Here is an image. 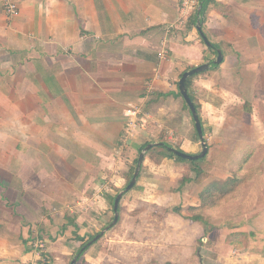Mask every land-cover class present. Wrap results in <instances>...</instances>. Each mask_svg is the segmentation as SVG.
Here are the masks:
<instances>
[{
  "label": "crops",
  "instance_id": "1",
  "mask_svg": "<svg viewBox=\"0 0 264 264\" xmlns=\"http://www.w3.org/2000/svg\"><path fill=\"white\" fill-rule=\"evenodd\" d=\"M15 1L11 17L0 0V264L34 260L33 233L47 239L51 264H67L111 219V197L124 187L143 143L163 134L184 152H200L178 80L217 53L191 23L197 0L182 23L181 0ZM217 2L201 26L222 59L186 86L207 143L201 165L211 173L197 191L231 175L227 155L237 146L264 148V0ZM149 151L135 186L120 199L112 232L77 264L153 260L165 242L151 239V218L145 227L139 217L151 215L155 203L198 202L192 188L170 190L189 163L160 147ZM257 200L264 202V192ZM114 246L122 258L112 254ZM145 246L152 254L143 253Z\"/></svg>",
  "mask_w": 264,
  "mask_h": 264
},
{
  "label": "rangeland",
  "instance_id": "2",
  "mask_svg": "<svg viewBox=\"0 0 264 264\" xmlns=\"http://www.w3.org/2000/svg\"><path fill=\"white\" fill-rule=\"evenodd\" d=\"M261 154H264L263 146L261 150H257L254 159H259ZM203 163L204 161L198 162L200 165ZM259 165L261 173L259 172L253 177H257L256 181H254L253 184L246 183L241 194H238L234 197L235 199L232 200L238 208L235 209L232 207L234 222H245L238 227L232 229L226 226L221 228L211 227L208 234H203V228L197 222L190 221L187 217L170 211V207L173 205H167L168 211L165 212V207H163L165 205L160 203L153 204L149 209L153 210V213L151 215L145 214L143 221H141L139 217V221L140 224L144 223L145 227H149L150 221L149 223L146 221L148 217L151 218L152 223L154 222V226L152 227L153 230H151L150 233L151 239L158 242H165V245L157 248L153 253L154 255H152L154 258L153 260L147 263L143 262L142 264H157L164 261L179 263L178 260H184L185 258L188 260V256H190L189 261H185L187 264H264V239L251 238L248 246L241 248H233L224 240L225 234L231 230L258 229L259 231L261 230L259 233L260 236L263 233L262 231H264V215H258V211L262 210L264 202L263 200H257V196L264 192V159L260 161ZM202 167L205 168L207 166ZM187 181V183L185 182L180 186V189L183 190L186 187L188 189L192 188L194 194L198 193V188L195 186L197 183L195 184L193 181ZM201 183H203V181ZM250 205L251 207H249ZM147 210L148 207L145 208V212H147ZM168 213L174 214L169 217L170 214ZM230 214L229 211H226V216H228V218ZM221 222H223V219L217 216L212 223L220 224ZM113 228L114 227L109 230L107 229V233H111ZM95 232L98 231H93V233ZM89 235H91V233H89ZM139 235L142 236V234H137L136 236ZM144 235H146V232H144ZM104 237L105 232L100 238L103 239ZM44 240L47 242L46 238ZM193 246L194 250L192 248ZM145 247L146 248H141L142 250L144 249L143 253H146V255L147 253L152 254L151 250L153 247ZM46 248L47 246L45 250ZM118 249L119 248L114 246L112 250L115 251V253L112 254L117 253V255H119L118 257L122 258ZM128 251L135 252L133 249H129ZM134 254L135 253H133V255Z\"/></svg>",
  "mask_w": 264,
  "mask_h": 264
},
{
  "label": "trees",
  "instance_id": "3",
  "mask_svg": "<svg viewBox=\"0 0 264 264\" xmlns=\"http://www.w3.org/2000/svg\"><path fill=\"white\" fill-rule=\"evenodd\" d=\"M209 4L217 5L218 2H217V0H197V7L199 6L200 9L197 10V8H196L194 10L193 16L191 18L192 24H195L197 22V20H200L201 23L204 21L205 12H206ZM201 40H202V38H201ZM211 43H212V46L207 47V48L209 50L213 51L214 54H216L215 48L218 45L213 43V42H211ZM210 61H212V60H210ZM196 74L197 73H194V74L187 77L186 86L188 85L189 80ZM190 97H191L192 101L194 102V105L197 109V112L199 113V105H198L197 101L193 98V96L190 95ZM184 104L189 109V107L185 101H184ZM157 139H158V141L163 142V144L162 145H156V147L162 148V152L164 154H166L170 157H174L178 161H186L189 163V166H188L189 172H186L185 174H183L177 180L178 186L172 187L170 190H179L180 186L183 185L185 182H187V180L193 181L195 183H201L207 177L211 176V173L207 169L203 168L200 164H198L199 161H204L206 159L207 152L201 158L186 159V158H183L181 156L174 154L173 152H171L167 149L168 146H172V147L180 150V148L178 146L169 142L164 137L163 134H159ZM146 143H148V142L143 143L142 147ZM152 149H153V147H151L149 150H152ZM149 150H147L145 152L144 157H145V155H148V154L150 155ZM257 150H261V146L259 144H257V145L252 144L251 147L247 146V148H240L237 146L231 154L227 155V157L229 158V165L227 166L226 169L229 171V173H231V175H229L225 179L212 178V179L208 180L205 184H203L202 188L199 190V192L197 194L198 202L196 204H189L188 203V204L184 205L183 202L182 203L180 202L176 205L171 206L170 211L181 214L182 216L187 217L190 221L197 222L203 228V234H208L210 232L209 229L211 227L221 228L223 226H226V227L232 229V228H235V227H238V226L244 224L245 222L244 223L243 222H239V223L234 222V217H233L234 213H233L232 207H234L235 209H238V208H237V206H235V204L232 202V200L235 199L234 197H236L238 194H241V191L245 187L246 183L249 184L250 181L252 180V178L260 172V165L259 164H260V161L263 160V156L261 154L259 159H257V160L254 159ZM212 159L213 158H210L209 161L207 160L208 163L211 162ZM136 160H137V158H135V160H134V164L131 167V171L127 177V181L125 182L124 186L127 184V182L129 181V179L132 175ZM134 186H135V184L133 185V187ZM118 191H119V189L116 190V193L111 197V204L113 203V199H114V197ZM118 210L120 213V203H119ZM166 211H168L167 207H165V212ZM226 211H229V213H231L229 218H228V216H226ZM217 216L221 217V219H223V222H221L220 224L212 223V222H214V218ZM112 217H113V211H112ZM112 217H111V219H112ZM110 220L108 222H106L104 224V226L106 224H108L110 222ZM118 220H119V217H118ZM118 220L116 221V223L118 222ZM249 221H251V220H249ZM115 224H113L110 228H108V230L111 229L112 227H114ZM260 231L258 229L255 230L253 228H250L247 230H231L225 234L224 240L227 243H229V245H231L233 248L246 247V246H248V243H249L251 238L264 239V234H263L264 231H262L263 233L261 236L259 235ZM96 233L97 232L89 235L86 239H84L82 241V243L80 244V246L78 247V249L76 250V252L83 245H85L86 242L89 239H91ZM33 235H34V233H33ZM33 235H32V237H33ZM102 236H103V234L100 237H102ZM100 237L97 238L96 240H94L90 245L97 243L101 239ZM90 245L85 246V248L79 253L75 264H77V262L80 260L81 256L85 252V250ZM196 254H198V253H196ZM48 258L50 259L49 256H48ZM69 262H70V259L67 262V264H69ZM48 264H51V262L49 261ZM157 264H182V263H180V262L179 263H173L172 261H164V262H160Z\"/></svg>",
  "mask_w": 264,
  "mask_h": 264
},
{
  "label": "water",
  "instance_id": "4",
  "mask_svg": "<svg viewBox=\"0 0 264 264\" xmlns=\"http://www.w3.org/2000/svg\"><path fill=\"white\" fill-rule=\"evenodd\" d=\"M199 9L200 8L198 6L197 10H199ZM196 28H197V30L199 32V35L201 36L204 44L207 47L212 46L211 41L209 40L207 35L202 30V26H201L200 20H197ZM215 49H216V53L217 54H216V57L212 60L211 63H219L221 61V59H222L221 49L217 48V47ZM211 63L209 61H206V62H203V63L198 64L196 66H193V67H191V68H189L187 70H184L181 73V75L179 77V80H178V89H179V92H180L181 96L183 97L184 101L186 102V104L189 107V111L191 113V116H192V119H193V122H194L195 130H196L197 135H198L199 140H200L201 150H200V152H198L196 154H190V153L184 152L182 150L176 149V148H174L172 146H168L167 149L169 151L173 152L174 154H176L178 156H181L183 158H186V159H198V158H201L207 152V143H206V140H205L204 135H203L201 121H200L197 109H196V107L194 105V102L192 101V99L190 97V94H189V92L187 90L186 79H187L188 76H190V75H192L194 73H198V72H201V71L207 69L210 66ZM162 144H163V142H161V141L148 142L141 148V150L138 153L137 160H136V163H135V167H134V170L132 172V175H131L129 181L127 182V184L121 190H119L117 192V194L115 195V197L113 199V203H112L113 217H112V219L101 230H99L91 239H89L86 242L85 245H83L79 249V251L71 258L69 264H75L79 253L85 248V246L90 245L94 240L99 238L108 228H110L113 224L116 223V221L118 220V217H119L118 207H119L120 199H121L123 193L128 191V190H130L133 187V185L135 184L137 176H138L140 168H141V164H142L143 159H144L145 152L147 150H149L153 146L162 145Z\"/></svg>",
  "mask_w": 264,
  "mask_h": 264
},
{
  "label": "built area",
  "instance_id": "5",
  "mask_svg": "<svg viewBox=\"0 0 264 264\" xmlns=\"http://www.w3.org/2000/svg\"><path fill=\"white\" fill-rule=\"evenodd\" d=\"M182 6H181V16L179 18V22L182 23L184 19L187 17V15L192 12L195 9L196 6V0H181ZM2 5L4 8V11L8 16H15L18 12V5L15 0H2ZM127 114L130 115L131 111L128 110ZM134 122L133 120L127 121V129L129 133V128H132ZM33 253L35 254L34 260H29L25 262L24 264H48L49 259L45 254V247H46V241L45 238L42 235L34 234L33 235Z\"/></svg>",
  "mask_w": 264,
  "mask_h": 264
}]
</instances>
